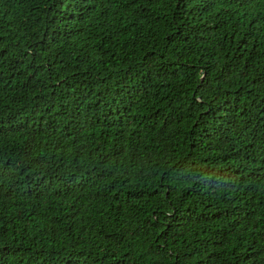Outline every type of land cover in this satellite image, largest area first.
<instances>
[{"label": "trees", "instance_id": "trees-1", "mask_svg": "<svg viewBox=\"0 0 264 264\" xmlns=\"http://www.w3.org/2000/svg\"><path fill=\"white\" fill-rule=\"evenodd\" d=\"M0 264H264V0H0Z\"/></svg>", "mask_w": 264, "mask_h": 264}]
</instances>
